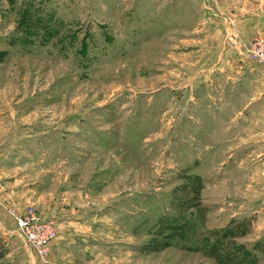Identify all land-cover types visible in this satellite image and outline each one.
I'll use <instances>...</instances> for the list:
<instances>
[{"label":"rangeland","instance_id":"374dc122","mask_svg":"<svg viewBox=\"0 0 264 264\" xmlns=\"http://www.w3.org/2000/svg\"><path fill=\"white\" fill-rule=\"evenodd\" d=\"M260 39L264 0H0V264H264Z\"/></svg>","mask_w":264,"mask_h":264},{"label":"built area","instance_id":"2783aa9c","mask_svg":"<svg viewBox=\"0 0 264 264\" xmlns=\"http://www.w3.org/2000/svg\"><path fill=\"white\" fill-rule=\"evenodd\" d=\"M255 45L260 46L262 55L264 57V40L260 39L255 42ZM245 51L251 59H255L253 56V48L246 46ZM264 59V58H263ZM19 226L22 229H26L25 236L28 239V245L35 249L40 254L48 252V245L56 239L57 231L53 220L41 218L32 214L30 217L17 216Z\"/></svg>","mask_w":264,"mask_h":264}]
</instances>
